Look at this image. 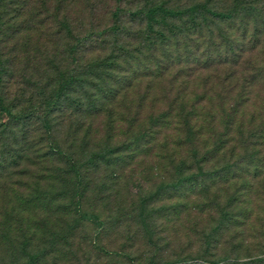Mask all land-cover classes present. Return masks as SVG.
<instances>
[{
  "label": "trees",
  "instance_id": "trees-1",
  "mask_svg": "<svg viewBox=\"0 0 264 264\" xmlns=\"http://www.w3.org/2000/svg\"><path fill=\"white\" fill-rule=\"evenodd\" d=\"M172 1L148 0L126 25L115 9L100 30L98 20L110 11L107 0H86L87 7L78 0H0V86L14 73L6 42L25 33L36 34L38 42L53 38L50 27L62 14L72 67L59 75L62 83L47 84V106L68 102L72 116L78 109L80 123L73 128L82 134L68 154L43 146L42 139L29 142L27 126L15 135L22 154L0 161V264L75 262L86 226L93 227L90 238L112 237L114 245L116 235L135 244L141 234L149 243L163 234V251L184 230L191 245H203V264H264L263 2ZM77 7L89 8L94 21L78 39L69 19ZM217 22L223 29L205 34ZM106 48L109 53L94 55ZM34 92L35 105L22 116L0 96V114L9 120L36 116L46 91ZM103 129L127 143L79 160ZM80 145L79 153L74 149ZM101 167L102 184H109L93 194L101 209L89 214L84 200ZM121 175L155 186L129 195L128 208L119 199ZM126 247L100 252L130 260Z\"/></svg>",
  "mask_w": 264,
  "mask_h": 264
},
{
  "label": "rangeland",
  "instance_id": "rangeland-1",
  "mask_svg": "<svg viewBox=\"0 0 264 264\" xmlns=\"http://www.w3.org/2000/svg\"><path fill=\"white\" fill-rule=\"evenodd\" d=\"M78 1L80 7L86 6V0ZM147 1L148 0H121L120 2V0H107L106 5L109 7L110 11L107 15L104 13L101 19L98 20L96 29L101 30L102 28L109 26V15L112 14L115 9H118L120 12V15H118L119 19H117L118 22L126 25L125 21L130 19L131 15H135L140 9H142L144 5L147 4ZM187 1L189 0H180V4L186 6L188 3ZM246 1L251 2L255 0ZM261 1L263 2H261L262 6L264 7V0ZM172 2L171 6H174L177 3L176 0H173ZM227 3L232 4L231 0ZM260 8L262 7L260 6ZM78 9L79 7L73 9L69 18L70 23H74L71 29L73 30L72 34L76 39L89 30V21L94 25V21L90 18V9L86 8V11L80 12ZM61 15V13L57 14L55 18L56 20L52 22V27H50V29L54 31V33H52L53 38L47 40L43 39V41L40 38L38 42L36 34L25 33L24 35L13 37L12 40L9 39L8 42H6V47H2L3 52H7L10 49L11 53L9 52V54L14 55V60L12 61V72L14 73L13 76L7 78L4 83L1 84L0 96L6 101V105L15 106L14 115L22 116V114L28 113V111L31 110V107L35 105V101L31 99H36L34 88L41 89L42 92L46 91L43 98L45 99L44 104L41 107L42 112L37 113L36 116L34 115L27 119L16 120L17 118H15L9 120L8 117L0 114V124L4 126L3 128H0V161H5L6 164L11 160H16L17 154H22V141L14 140V137L23 132L26 126L28 127L26 130L28 131L29 142L42 139L43 146H45L46 143V146L50 145V147H55V149H58L57 152L61 154H68L67 150L73 148L82 137V134L73 128L80 123L79 119L81 118V115L78 109L75 115L72 116L75 110L66 108L68 102H58L54 105L47 106V103L50 101L47 84L50 81H59V83H62L59 75H62L63 71L65 72L66 69L72 67L71 61L66 57V39L68 40V38L66 34L67 30L64 29L65 24L60 21ZM260 17L261 20H264V9L261 12ZM224 21L226 24L228 23V20ZM217 25L218 22L214 23L213 26H207L208 29L205 31V34H217L219 29H223L224 27ZM252 28H254L253 25ZM136 32H140V30L137 29ZM8 37L9 36H6V38ZM15 40H17V43L13 45L12 43ZM97 48L100 49L102 47ZM109 50L110 48H106L103 53L96 51L94 52V55L101 54V56H103L104 54L109 53ZM78 63L79 62L74 63L76 67H78ZM178 70L179 69L172 70L167 79H171ZM76 98L77 96H72L70 99L76 101ZM28 100H30L31 103H29ZM47 111L48 113L46 114ZM43 113L46 114L44 117L42 115ZM38 117L43 118L38 119ZM97 133L98 134L91 139V145L86 148L80 157L78 156L79 160H85L86 156L89 154L96 152L100 154L108 150H114L116 147L127 143L126 137L123 135H118L113 138L105 135L104 129L99 130ZM73 140H76L74 145L72 144ZM38 148H41L39 142L36 143L35 149ZM74 150L80 153L82 151L81 145L77 146ZM22 156H25L24 159H26V157L29 158L26 153ZM48 160L50 161L51 158ZM54 160L58 162L60 161V157L54 158ZM58 165L59 163L55 164V166ZM104 169L105 168L101 167L100 172H97V180L95 182L92 181V189H90L92 190V193H88V196L84 200V203H86L85 210L89 214L93 213L95 209H101L99 204L96 203L92 197L93 194L97 196V190L104 184H109V182L102 184V178L106 175ZM127 174L128 169L126 168L125 175ZM153 177H156L155 174ZM51 179H55V177H52ZM117 182L120 187L119 199L124 200L123 202H125V205L128 208L131 203V198L128 197L129 195L132 196L133 194L134 196L137 193L146 192L155 186V184H151V181L142 184L137 180L131 179L129 182L128 176L122 175ZM101 184L102 186H100ZM55 189H57V187L52 189V192H54ZM64 226L66 225L64 224ZM168 227H170V225ZM83 229H85L87 233V239L81 245H76V250L79 252L80 256L75 259V262H73L71 258L65 259L64 261L62 258L61 264H203V262H207V258H204L202 255L204 252L203 245L200 246L199 242H195L194 245H191V241L185 236L184 230L180 233L179 238L175 239L173 243L167 247L166 251H163L165 246V237L163 234L158 236L160 238H155V242L153 243H149L145 237L146 235L141 234L140 239L135 244L124 243L126 238L116 235L118 237L117 243L119 244L116 243L114 245L112 237L100 241L90 238L89 235L93 232L92 226H86ZM80 232H77V234ZM120 243L127 245L126 248L122 249L123 252L128 253L130 250L133 252L132 255L133 258H135L134 260L133 258L128 260V258L121 254L112 255L100 252V247L104 248L107 252H117ZM50 261L51 260H48L47 264H49Z\"/></svg>",
  "mask_w": 264,
  "mask_h": 264
}]
</instances>
